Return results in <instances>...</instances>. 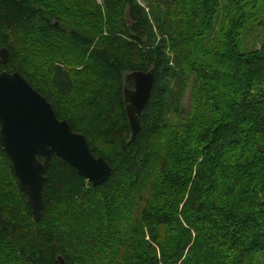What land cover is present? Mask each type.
Listing matches in <instances>:
<instances>
[{
  "label": "trees",
  "instance_id": "16d2710c",
  "mask_svg": "<svg viewBox=\"0 0 264 264\" xmlns=\"http://www.w3.org/2000/svg\"><path fill=\"white\" fill-rule=\"evenodd\" d=\"M263 1L197 0L191 16L184 9L177 13V4L165 9L122 0V25L108 38L97 26L94 31L63 20L44 0H0V48L10 53L7 62L0 58V72L23 74L57 116L83 133L92 152L112 166L109 179L93 185L54 155L45 171V207L37 220L0 141V174L7 171L15 183V192L0 199V264H58L59 255L68 264H264L259 260L264 258V43L245 53L238 41L244 8ZM233 6L239 18L232 15ZM223 8L231 21L224 22L218 44L205 53L210 59L188 54L184 48L195 45L188 27L197 26L190 21L200 20L195 31L203 34V25L215 28ZM20 34L39 40L48 55L68 52L59 49L60 41L79 53L77 60L87 55L95 83L113 84L112 102L102 91L89 98L85 125L61 113L43 89L45 81L59 97H78L92 74L79 79L77 89L78 81L63 62L51 67L49 78L36 80L29 62L11 68L17 56L13 41ZM136 69H153L155 79L141 129L132 139L124 86L126 75ZM193 78L200 82L193 96L200 98L196 109L187 112L185 94ZM127 86L133 88V82ZM172 117L185 125L172 124ZM172 131L181 136L173 147L166 146L169 163L153 171L161 141ZM149 183L155 190L150 196L145 191ZM68 207L70 214L72 209L80 213L81 232H92L84 263L69 247ZM137 208L139 225L133 230Z\"/></svg>",
  "mask_w": 264,
  "mask_h": 264
},
{
  "label": "rangeland",
  "instance_id": "374dc122",
  "mask_svg": "<svg viewBox=\"0 0 264 264\" xmlns=\"http://www.w3.org/2000/svg\"><path fill=\"white\" fill-rule=\"evenodd\" d=\"M142 5L147 6L149 3H157L160 4L163 8H167L169 6H176L177 13H181L184 9L185 11L189 12V14L192 16V10L194 9L193 4L197 2V0H192V2L188 0H138ZM201 4L204 0H198ZM44 2H47V5L50 8L57 9L58 13H61L62 19H68L69 21H74L75 24L84 26L85 28H93L94 31L97 28L99 31H101L105 36L108 38H111L114 36V32L117 28L121 27L122 25V0H44ZM255 3L254 5H256ZM253 5V6H254ZM83 8L86 10L85 13H80L79 9ZM232 15L238 14V18L240 15V10L238 11V8L236 6H233L232 8ZM183 10V11H184ZM246 17L244 19L243 27L239 30L238 35V41H239V48L243 52H249L251 50H256L262 46L264 43V1L258 3L257 7H252L251 5L249 7L244 8ZM64 12V14H62ZM190 16L189 20L192 19ZM238 18L234 19L237 20ZM196 23V27H188V32L191 33L195 37V45L190 46L189 48L185 47L184 50H188V54L190 52L191 56L196 55L197 57H203V59H210L208 54H205L209 51V48L212 49V47L216 46L219 42L220 35L222 34L224 27V22H230L231 21V15L228 12V8H223L220 10L219 15L216 18V26L213 30L207 29L206 26H202L203 34L197 33L195 29L197 27H200V20H195L193 18L190 21ZM118 34V33H117ZM118 36V35H117ZM15 44L17 56L15 58L14 63L11 65V68H15L17 65L23 63V62H29L31 65L30 75L36 80L37 78H49V71L51 67L57 63V62H63L68 68L73 72V77L75 80L78 81L79 79H84V77L88 74H92L93 77H91V80L88 82H85L86 84H83L84 88L79 89L80 83L78 85L79 90L82 91V94L78 96L76 94L72 97L63 98L59 97L54 93L52 84L49 80H46L45 85L43 86V89L51 99H53L56 103L58 102L60 105V112L66 114L67 116H74L77 118V120L82 121V124L85 125V123L90 122L88 120V111L89 107L87 106V101L89 98L101 95V91L103 92L102 95H105L106 100L112 102L113 100V84L112 83H106L105 81L98 80L99 82L96 84L94 81V74L90 71L91 67L89 66V59L87 55H85V58L78 59V52L74 50V48L70 47L69 45H65L62 41H60L59 49H66L68 52L66 54H60V55H48L47 50L44 49L45 45L39 46V40H33L28 39L24 34L17 35L16 39L13 41ZM213 47V48H214ZM211 52V50H210ZM39 56L41 59L39 61H34V56ZM192 81V80H190ZM91 83V84H90ZM195 83L197 82L196 78H193V83L189 84V87L185 94V105L187 108V112L194 111L196 109L197 103H199L197 98H200L198 95L197 98L193 96V90L195 88H198ZM202 84V82H201ZM194 85V86H193ZM81 97V98H80ZM80 98V99H79ZM91 116V112H90ZM172 119V124H178V126L185 125L184 120L176 119L174 117ZM190 121V120H187ZM184 122V123H183ZM181 132L182 130L178 128ZM183 134H186L185 129H183ZM181 136V133L171 132L169 135L166 136L165 139L161 141V153H160V159L157 162L155 168L153 171H159L160 169H164L168 163V158L170 157V151L166 148V146L170 149V146L173 147L174 143L176 141H179ZM101 150H107L105 146L101 145ZM1 163V162H0ZM2 166V163L0 164V167ZM151 175H154L151 173ZM10 175L6 171V173L0 174V199L7 198L8 194H12L15 192V183H13V180ZM149 182V181H147ZM151 185H149L145 188L146 193L150 196L154 193V189H150ZM70 206V205H69ZM69 208H67L66 215L68 216V229L70 230V241H69V247L72 250V252L75 254L76 259L80 261L81 263H84L87 261V255L83 256L86 247L88 244L93 242V239L91 237L92 232L86 231L81 232V228L83 227V222L80 218V213L71 210V214L69 213ZM20 206L17 205V210H20ZM138 209H135L133 219H131L130 226L135 230V228L139 225V223H136V219L138 218L137 212ZM25 212L23 210H20V214L23 216ZM26 216V215H25ZM95 223V222H94ZM91 226H89V229L93 230V222L89 223ZM135 224V225H134ZM131 229L130 232L133 231ZM94 235V234H93ZM137 237L136 235H132ZM264 254V253H263ZM260 262L263 263L264 258L260 256Z\"/></svg>",
  "mask_w": 264,
  "mask_h": 264
},
{
  "label": "water",
  "instance_id": "95a60500",
  "mask_svg": "<svg viewBox=\"0 0 264 264\" xmlns=\"http://www.w3.org/2000/svg\"><path fill=\"white\" fill-rule=\"evenodd\" d=\"M9 55L7 47L0 48L3 62ZM154 79L153 69H136L126 75L124 102L132 139L141 129L140 116L151 96ZM128 81L133 82V88L127 86ZM0 124V141L37 220L45 207V171L54 155L66 160L93 185L103 184L111 175L112 166L105 157L96 156L86 136L74 131L67 119H60L47 97L19 71L0 72ZM57 260L58 264H68L62 255Z\"/></svg>",
  "mask_w": 264,
  "mask_h": 264
}]
</instances>
